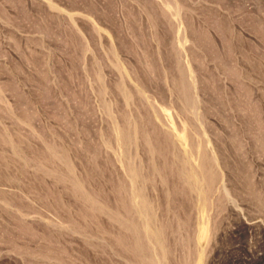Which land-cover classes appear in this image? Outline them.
<instances>
[{
    "label": "rangeland",
    "instance_id": "rangeland-1",
    "mask_svg": "<svg viewBox=\"0 0 264 264\" xmlns=\"http://www.w3.org/2000/svg\"><path fill=\"white\" fill-rule=\"evenodd\" d=\"M0 264H264V0H0Z\"/></svg>",
    "mask_w": 264,
    "mask_h": 264
},
{
    "label": "bare ground",
    "instance_id": "bare-ground-1",
    "mask_svg": "<svg viewBox=\"0 0 264 264\" xmlns=\"http://www.w3.org/2000/svg\"><path fill=\"white\" fill-rule=\"evenodd\" d=\"M169 129H170V128H169ZM176 132H177V131H176ZM179 133H180V132H179ZM173 136H174V135H173ZM175 136H176V135H175ZM119 137H121V135H119ZM121 138H122V137H121ZM178 138L182 140V138H184V134H182V133H181V134H178ZM179 139H177V140H179ZM182 142H183V141H182ZM185 149H186V148H185ZM196 164H197V163H195L194 165L196 166ZM200 164H201V163H200ZM194 165H193V166H194ZM198 167H199V165H198ZM129 168H130V167H129ZM199 168H200V167H199ZM188 170H189V169H188ZM190 170H191V169H190ZM190 170H189V171H190ZM195 170H196V169H195ZM186 171H187V170H186ZM192 171H194V170H192ZM199 171H200V170H198V171L196 170V172H199ZM190 172H191V171H190ZM199 174H201V173H199ZM188 175H189V174H188ZM195 175H196V173H195ZM195 175H193V176H195ZM198 176H201V175H198ZM187 177H188V176H187ZM187 179H188V178H187ZM187 179H185V181H186ZM192 179H194V178L192 177L191 180H192ZM197 179H199V178H196V180H197ZM200 179H201V178H200ZM200 179H199V180H200ZM205 179H206V178H205ZM199 180H198V182L203 181V180H200V181H199ZM188 182H189V180H188ZM193 184H194V183H193ZM201 184H202V183H201ZM196 187H197V185H196ZM196 187H195V189H196ZM204 188H205V187H204ZM200 189H201V188H200ZM200 189H199V190H200ZM203 190H204V189H203ZM205 190H206V189H205ZM201 191H202V190H201ZM201 193H203V191H202ZM133 194H135V193H133ZM142 198H143V197H142ZM142 198H141V200H142ZM143 199H144V198H143ZM142 201H143V200H142ZM144 201H145V200H144ZM144 201H143V202H144ZM139 202H140V200H139ZM145 202H146V201H145ZM139 204H141V203H139ZM143 205L145 206L144 203H143ZM147 206H148V205H147ZM147 206H146V207H147ZM142 207H143V206H142ZM149 207H150V205H149ZM139 208H140V207H139ZM144 208H145V207H144ZM142 210H143V209H142ZM142 210H141V211H142ZM146 210H147V209H146ZM143 213H145V212L143 211ZM148 213H149V212H148ZM145 217H146V216H145ZM147 217H148V216H147ZM147 217H146V218H147ZM148 218H149V217H148ZM148 218H147V219H148ZM149 220H150V218H149ZM146 221H147V220H146ZM148 222H149V221H148ZM147 224H150V223H147ZM151 227H152V226H151ZM156 234H157V233H156ZM201 234H202L201 237H203V234H204V230H203V228H201ZM153 236H154V235H153ZM156 236H157V235H156ZM155 239H156V238H155ZM156 241H157V239H156ZM158 242L160 243L159 238H158Z\"/></svg>",
    "mask_w": 264,
    "mask_h": 264
}]
</instances>
